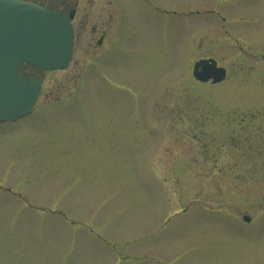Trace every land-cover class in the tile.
I'll list each match as a JSON object with an SVG mask.
<instances>
[{"label":"rangeland","instance_id":"rangeland-1","mask_svg":"<svg viewBox=\"0 0 264 264\" xmlns=\"http://www.w3.org/2000/svg\"><path fill=\"white\" fill-rule=\"evenodd\" d=\"M118 1L109 63L40 69L0 125V264H264V0Z\"/></svg>","mask_w":264,"mask_h":264},{"label":"water","instance_id":"water-1","mask_svg":"<svg viewBox=\"0 0 264 264\" xmlns=\"http://www.w3.org/2000/svg\"><path fill=\"white\" fill-rule=\"evenodd\" d=\"M72 36L62 15L29 1L0 0V121L29 112L39 93L38 83H29L19 75V65L65 68L71 57ZM192 75L200 82L217 83L226 71L208 58L194 62Z\"/></svg>","mask_w":264,"mask_h":264},{"label":"flooded vegetation","instance_id":"flooded-vegetation-1","mask_svg":"<svg viewBox=\"0 0 264 264\" xmlns=\"http://www.w3.org/2000/svg\"><path fill=\"white\" fill-rule=\"evenodd\" d=\"M31 1L40 3L54 12L63 15L70 22L73 30L71 60L74 59V62L76 60L75 63L80 62L81 59L83 60L87 56H90L93 62L85 60L86 65H91L96 62V65L98 66H103L104 64L107 65L109 63L107 55L110 50L115 53L118 47L121 46L119 36L122 29L123 13L118 0ZM137 1L139 0H136V2ZM139 3L142 10L155 11L157 15L161 17H164L167 12L165 5L159 3V0H144L142 2L139 1ZM198 58L205 57L199 56ZM39 70L40 68L27 64H22L19 68V72L23 77L29 79L31 82L40 83L41 93L43 86L40 75L38 74ZM104 77H106L108 82H112L113 84L115 82L114 80H116L109 78L108 76ZM57 115L59 116V114ZM259 208L258 212L264 214V205ZM246 216L248 219L244 218ZM239 219L247 224H256L259 221V219H253V216L247 214H243Z\"/></svg>","mask_w":264,"mask_h":264}]
</instances>
